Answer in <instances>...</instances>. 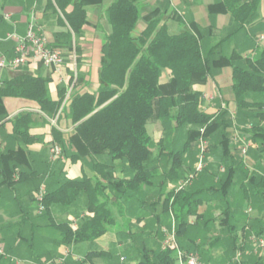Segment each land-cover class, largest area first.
Returning <instances> with one entry per match:
<instances>
[{
    "label": "crops",
    "instance_id": "1",
    "mask_svg": "<svg viewBox=\"0 0 264 264\" xmlns=\"http://www.w3.org/2000/svg\"><path fill=\"white\" fill-rule=\"evenodd\" d=\"M50 1L53 2L0 0V60L15 57L18 41L10 39L9 36L15 33L19 37H25L32 23L36 31L46 38L50 47L55 43L58 33L71 32L62 13H54L48 7ZM114 1L87 2V24L80 38L77 39L72 34L73 42L70 47L60 48L64 57L61 67L48 68L40 62L30 61L16 70L0 71V88L16 75L30 73L49 80L47 89L52 100L57 101L61 91H66L62 107L54 117L43 112L34 100L0 96V245L7 254V257L0 256V264H17L11 259L20 264H84L82 260L93 251L105 253L86 264H138L144 243L153 249L163 246L165 237L155 234L156 230L169 225L168 218L165 219L164 226L157 220L163 210L161 203L165 200V195L178 190L185 179L183 177L170 181L163 177L164 170L168 171L175 163L158 158L161 148L159 142L168 141V132L156 118V109L154 118L147 125L153 140L154 158L157 159L151 165L155 168L153 172L156 177L138 194H123L122 213L131 219L130 224L127 223L128 219L126 221L118 216L117 226L95 241L67 245L55 238L52 223L73 220L78 222L81 217L93 215L92 210L87 209V196H80L71 207L53 206L51 216L39 210V191L44 189L45 192H52L67 180L99 178L104 185H110L108 181L113 179L116 183L112 184L113 188L119 190L122 188L121 181L130 179L128 164L121 160L111 162L106 156H78L80 150L73 141L76 126L67 114L74 96L94 94L100 88V70L104 62L103 47L112 33L107 9ZM135 1L140 4L144 17L154 12L149 19L145 18L139 23L136 34L147 27L150 19L159 16L161 23L167 25L170 34H179L189 28L201 35L202 45L207 50L225 39L233 29L232 16L221 9L213 8L220 0ZM72 10V6L67 9L68 12ZM263 17L264 0L255 20L260 21ZM257 27L258 25L256 29ZM248 35L241 33L234 39L224 41L218 54L230 56L234 50L245 55L251 54L252 43ZM255 39H258L260 48L264 49V24ZM171 79V72L167 70L163 73L160 84L168 86ZM193 89L202 94L203 112L220 114L228 111L232 120H235L236 103L232 91L231 66L223 65L217 68L206 82L196 83ZM249 100L264 101V97L251 94ZM244 129L246 128L242 126L239 130H228L232 137L229 151L235 156L234 160L236 157L243 159L245 170L250 174H262L264 155L260 156L258 145L249 139L247 133L240 131ZM54 130L60 133L63 142V148L60 146L62 156L55 160L51 154L52 147L57 145ZM241 138L250 145L245 156L241 150ZM206 143L208 153L205 156V167L201 175L194 178L185 188L200 201L199 218H189L190 227L185 240L182 241L186 244L189 240L197 239V244L203 246V254L198 253L203 264H229L230 261L235 264L236 260L240 261V264H255L256 258H264V254H253L258 244L253 238V233L259 230L264 232V195H260L256 200L251 198V202L249 195L252 190L243 187L247 180L239 170L238 162L231 158L222 160V157L227 155L226 144L221 143L216 136ZM198 147L195 145L193 154L185 161L183 172L186 177L192 176L196 171ZM98 162L111 165L112 173H108V178L98 175L95 169ZM225 163L235 169L231 178L223 175ZM111 189L108 186L105 192L113 199L114 193ZM126 197L131 199V202ZM234 241H237L238 247H242L240 258L233 255ZM178 244L180 247V243ZM115 249L118 250L117 254ZM122 258L125 263H122ZM263 263V260L258 262Z\"/></svg>",
    "mask_w": 264,
    "mask_h": 264
},
{
    "label": "trees",
    "instance_id": "2",
    "mask_svg": "<svg viewBox=\"0 0 264 264\" xmlns=\"http://www.w3.org/2000/svg\"><path fill=\"white\" fill-rule=\"evenodd\" d=\"M89 1L49 2L48 7L54 13L61 12L71 29V32L58 33L52 48L70 47L73 42L72 34L77 39L82 36L87 24L86 4ZM261 3L262 0H220L213 5L214 9L230 14L234 24L232 32L225 39L207 50L202 45L201 35L189 28L179 34H170L167 25L161 23L159 16L150 19L147 27L136 34L139 23L145 18L149 19L154 12L144 17L140 4L135 0H115L109 6L107 16L112 33L103 47L100 88L94 94L74 96L67 114L76 126L73 141L80 150L78 156H106L111 162L121 160L128 164L130 179L121 181L122 188L119 190L113 188L112 184H116L113 179H109L110 185H104L99 178H85L67 180L54 191L45 192L43 212L48 216L52 215L53 206L71 207L82 195L87 196V209L93 212V215L79 218L76 227L73 226V221L52 223L55 238L67 245L93 242L117 226L118 216L127 221L128 218L122 213L123 194H138L156 177L153 172L155 168L151 165L157 159L154 158L153 140L147 130L148 123L155 116V109L156 118L168 132V141L159 142L161 148L158 158L175 163L168 171L164 170L165 180L176 181L188 177L183 172L185 161L193 154L194 147L201 138L211 141L216 136L221 143L226 144L227 155L222 160H234L235 156L229 151L232 141L228 131L230 128L234 131L245 127L246 129L240 131L247 133L249 139L258 145L260 156L264 155V101L249 100L251 94L264 97V49L260 48L258 39H255L264 24V17L260 21L255 20ZM70 6L73 10L68 12ZM241 33L249 34L251 54L245 55L238 50H234L230 56L218 54L224 41L234 39ZM223 65H229L233 69L235 120H232L228 111L220 114L203 112L202 94L193 89L196 83L206 82ZM167 70L171 72L172 79L168 86H162L160 79ZM48 82V79L30 73L18 74L0 88V96L34 100L43 112L54 117L62 107L66 91L62 90L59 99L54 101L47 89ZM53 133L56 144L63 148L60 133L56 130ZM198 153L200 149L197 150ZM236 159L234 161L238 162L239 170L247 180L243 187L252 190L250 201L251 198L258 199L264 195V173L250 174L245 170L243 159ZM95 169L101 178H108V173H112L111 165L106 162H98ZM233 173L235 169L225 163L223 175L231 178ZM199 175L201 174L195 171L191 182ZM183 184L178 190L165 195V200L161 203L163 210L157 220L164 226L165 219L168 218V228L175 222L177 240L183 252L203 254V246L197 244L196 238L186 244L182 241L190 227L189 218H199L200 205V201L194 197L195 194L189 193L186 187H182ZM108 186L114 193L113 199L105 192ZM126 199L131 202L128 197ZM127 223L130 224L131 219ZM163 229L156 230L155 234L164 237ZM253 238L257 241L264 239V232L256 231ZM236 242H233V255L236 257L240 254L241 257L242 247H238ZM253 252L255 256L264 254L258 244ZM104 253L93 251L82 261L84 264L89 263L94 257ZM140 256L138 264L178 262L176 249L171 247L153 249L144 243ZM262 260L264 262V258H256L255 264ZM238 262L240 261L236 260L235 264H240ZM229 264L234 263L230 261Z\"/></svg>",
    "mask_w": 264,
    "mask_h": 264
},
{
    "label": "built area",
    "instance_id": "3",
    "mask_svg": "<svg viewBox=\"0 0 264 264\" xmlns=\"http://www.w3.org/2000/svg\"><path fill=\"white\" fill-rule=\"evenodd\" d=\"M9 38L18 41V44L15 49L16 55L12 59L3 58L2 60H0V71L4 69L16 70L30 61L40 62L45 67L48 68H59L63 65L64 57L62 50L58 48L50 47L46 38L36 31L35 25L33 23L30 24L25 37H19L14 33L11 34ZM240 141H242L243 143V147L241 150H242V154L245 156L248 153L250 145L247 144L244 138H241ZM206 146H207L206 141L203 138H201L200 146H199L200 157L196 167V172L198 173L202 172L203 168L205 167L204 163H205V156L207 153ZM62 153H63L62 148L58 145L53 146L51 149L52 158L54 160L61 157ZM192 178L193 176L185 184L186 185L189 184ZM185 184H183L182 187H185ZM44 195H45V190L41 189L38 193V204H39V210L41 212L45 210V207L43 205ZM73 226L74 227L77 226L76 220H73ZM163 234L165 237L163 242L164 248L171 247L176 249L177 259L179 264H203L198 254L185 253L182 251V249H180L177 240V231H176L175 222L172 223L171 228H164ZM257 242L259 249H262L264 251V239H259ZM0 256L7 257V254L1 245H0ZM237 258H240V254L237 255ZM11 261L20 264V262L16 261L15 259H11ZM121 261L122 263H125L124 258H122Z\"/></svg>",
    "mask_w": 264,
    "mask_h": 264
},
{
    "label": "rangeland",
    "instance_id": "4",
    "mask_svg": "<svg viewBox=\"0 0 264 264\" xmlns=\"http://www.w3.org/2000/svg\"><path fill=\"white\" fill-rule=\"evenodd\" d=\"M197 146H200V142H198ZM198 149H200V148L198 147ZM199 157H200V153L197 154V164H198V162H199ZM199 173H201V172H199ZM190 178H191V176H188V177L185 179V182H183V183L185 184L187 181H189ZM189 184H190V183H189ZM187 186H188V184H187V185L185 184V187H187ZM117 251H118V250L115 249V254L118 253ZM119 253H122V252H119Z\"/></svg>",
    "mask_w": 264,
    "mask_h": 264
}]
</instances>
